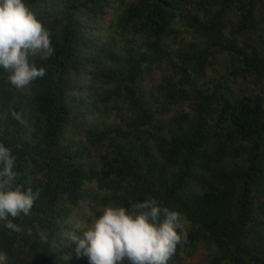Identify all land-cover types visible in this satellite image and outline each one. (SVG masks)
<instances>
[{
    "label": "trees",
    "instance_id": "obj_1",
    "mask_svg": "<svg viewBox=\"0 0 264 264\" xmlns=\"http://www.w3.org/2000/svg\"><path fill=\"white\" fill-rule=\"evenodd\" d=\"M29 9L52 33L54 54L35 58L47 74L26 90L0 69V143L16 156L17 183L39 191L30 214L13 220L21 231L0 222L7 264H88L71 234L105 206L131 210L148 198L191 224L178 232L184 256L168 264L199 252V264H264V0H50ZM107 16L123 29L99 44ZM154 70L160 83L146 90ZM99 82L94 103L74 116L71 102Z\"/></svg>",
    "mask_w": 264,
    "mask_h": 264
},
{
    "label": "clouds",
    "instance_id": "obj_2",
    "mask_svg": "<svg viewBox=\"0 0 264 264\" xmlns=\"http://www.w3.org/2000/svg\"><path fill=\"white\" fill-rule=\"evenodd\" d=\"M51 35L25 0H0V69L13 88L26 90L46 76L35 58L46 61L54 54ZM13 115L24 123L22 117ZM139 150L146 152L143 145ZM15 167L16 156L0 143V222L19 232L13 220L30 214L39 191L17 183ZM182 231L181 214L152 199L134 203L131 210L105 206L82 235L73 233L69 239L75 243L76 255L88 264H168ZM7 262V253L0 251V264Z\"/></svg>",
    "mask_w": 264,
    "mask_h": 264
},
{
    "label": "rangeland",
    "instance_id": "obj_3",
    "mask_svg": "<svg viewBox=\"0 0 264 264\" xmlns=\"http://www.w3.org/2000/svg\"><path fill=\"white\" fill-rule=\"evenodd\" d=\"M50 0H25V2L27 3V6L29 8L31 7H36V8H41L44 7L45 5H48V2ZM48 9V7L46 6L45 8H43L41 11H46ZM104 22H100V29L97 31V34L95 35L94 39H96L99 44L101 42H105L106 44H110L114 41H118L119 40V34H115L116 32H118L119 30H122L123 27L121 25H119L116 22V19L112 22H109V17H105L104 18ZM130 34L128 33V36L130 38V35H132L134 33V29H130L129 30ZM89 75H79V74H75L72 75V79H74L75 81H79L81 83H85L86 79ZM160 83V74L154 70L153 73L147 77L144 78V82L143 85L145 87V89L147 90L148 88H151L152 86H156ZM104 88V85L102 83H98L97 85L95 84L94 86L91 87L90 91L88 92V94L82 95L80 97H77L76 101L71 102L76 110H75V115H77V110L79 108L82 107V105L84 104V102H91V104L94 103L95 101V92L98 90H102ZM97 120L94 118H91V122L88 123L89 127H93L95 125H99V123H95ZM108 122V120L103 119L102 121V125H106ZM146 148L150 151H152V153L158 158L159 161H161L164 156L161 154V152L157 151L155 149V147L153 146V142L152 140H150L147 145ZM126 162V160H124ZM149 200L151 198H148ZM68 211V209H67ZM74 219L76 221L79 222V220L74 217ZM181 219H183L181 217ZM183 224V231L180 232L181 234L187 233V228H189V225L191 226V224L187 221H182ZM215 253V252H214ZM176 256L182 258V256H184L182 253H177L175 252V254L172 256V258H176ZM203 254L201 252L197 253L195 256L190 257V258H185L184 260H182V264H199L202 259H203Z\"/></svg>",
    "mask_w": 264,
    "mask_h": 264
}]
</instances>
